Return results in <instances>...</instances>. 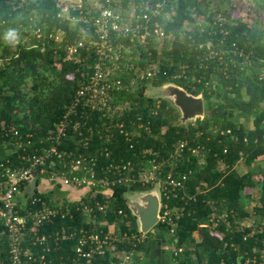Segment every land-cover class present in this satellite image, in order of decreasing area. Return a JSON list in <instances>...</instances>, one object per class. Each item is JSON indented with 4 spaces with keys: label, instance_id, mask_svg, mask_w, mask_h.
<instances>
[{
    "label": "trees",
    "instance_id": "obj_1",
    "mask_svg": "<svg viewBox=\"0 0 264 264\" xmlns=\"http://www.w3.org/2000/svg\"><path fill=\"white\" fill-rule=\"evenodd\" d=\"M158 1L161 0H119V3L126 9L136 4L137 11L144 12ZM163 1L162 11L153 22L159 21L161 28L172 38L149 37L146 48L138 42L134 43L135 53L141 55L139 63L155 62L158 73L149 83L137 82L135 71L122 73L123 82L131 86L120 93L118 99L129 100L133 105L138 103L130 114L132 117L138 114L147 117L149 108L160 102L158 114L152 115V132L139 140L137 150L152 148L163 157H168L178 140L188 139L189 146L180 158L175 173L191 172L188 181L190 193L195 192L201 182L207 183L208 187L203 194H198L195 201L190 200L187 204L176 201L184 210L175 234L171 235L167 226L162 224L146 234H165L171 237L170 241L175 246L178 242L184 245L183 253L175 256L179 264H263L264 226L260 223L264 219V81L260 80L259 71L264 59V0ZM214 6L216 9L210 11ZM59 12L57 0H0V133L11 131V127L15 126L24 136L33 133L34 139L41 138L63 115L83 78L82 72L86 69L83 62L67 57L63 50L55 54L52 43L38 40L34 34L33 28L39 26L44 31L63 29L70 40L81 38L83 22L72 23L71 19L58 17ZM243 15L248 16L249 21L243 22ZM200 16L203 21H200ZM9 27L17 28L21 34V43L15 48L6 46L2 38V33ZM118 41L132 44L126 38ZM234 43L247 52L246 56L235 54ZM207 44L217 53L211 54ZM82 54H85L84 50ZM90 62L92 60L87 63ZM183 71L185 76L175 78ZM167 82L183 86L193 94H203L205 118L181 124L178 110L168 100L146 94L148 87L158 92ZM137 83L140 84L133 89ZM244 94L250 96V101L242 99ZM237 111L245 118L253 117L254 127L241 123L235 117L234 112ZM229 129L236 138L227 133ZM8 143L13 147L11 138ZM198 146H201L200 154L205 157L203 163L199 162L191 148ZM122 147L126 145L122 143ZM225 147L228 148L226 153ZM5 157L11 160V164L18 165L17 153L7 154L2 142L0 160ZM242 160L249 167L245 174L237 168ZM221 161L227 165L225 170L220 167ZM134 187L135 190H143L139 185ZM61 189L68 195L69 192ZM256 189L260 192L259 203L251 207ZM81 191L85 195L82 194L78 202L68 196L61 197L64 205L69 202L75 207L103 201L106 197L103 189L97 195L90 189ZM112 191L110 211L106 214L96 212L98 220L116 221V211L123 209L132 231L140 233L136 217L127 205L129 189L117 186ZM41 195L48 200L54 197L51 193ZM212 206L230 212V228L224 222L220 226L224 235L200 226L209 221ZM252 211L255 217L258 216L257 224L255 221L243 231L237 230L238 223L253 216ZM74 213V219L59 218L39 230L54 232L68 225L75 230L89 228L88 219L75 209ZM32 228L36 229L31 221L27 231ZM254 228L256 231L252 233ZM122 230H130L127 222L122 224ZM2 231L0 222V246L7 260L8 244ZM194 233L200 234V242L196 241ZM31 236H27L23 246L39 257L31 263L23 257L26 264H78L75 260L77 238L53 244L51 251L41 260L42 247L33 246ZM145 244L146 237L138 244L135 257ZM191 246L192 250L189 249ZM117 247L128 248L130 245ZM103 263V260L96 261V264Z\"/></svg>",
    "mask_w": 264,
    "mask_h": 264
},
{
    "label": "built area",
    "instance_id": "obj_2",
    "mask_svg": "<svg viewBox=\"0 0 264 264\" xmlns=\"http://www.w3.org/2000/svg\"><path fill=\"white\" fill-rule=\"evenodd\" d=\"M164 2L158 1L151 9L138 12L136 4L126 9L119 0H57L60 7L58 17L71 19L72 23L83 22L82 37L70 40L63 29L44 31L39 26L33 28L38 40L53 44L55 54L63 50L67 57H75L83 62L86 69L65 112L44 136L37 140L33 133L24 136L15 126L11 127V131L0 133V138H3L0 143L3 142L6 153H17L18 162V165L11 164V160L6 157L0 160V222L8 244L7 260L0 246V264L37 261L39 256L26 251L23 246L29 235H32L30 243L33 246L42 247L41 260L45 259L53 244L77 238L75 260L78 264H96L98 259L103 260V264H131L136 248L144 242L146 233L132 231L133 227L126 220L127 213L123 209L116 211L117 220L113 222L98 220L95 215L96 212L106 214L110 211L112 190L122 186L128 188L130 194L137 191L136 185L143 190L157 186L162 201L157 225L167 226L172 235L184 210L176 201L185 204L190 200L195 201L198 194H203L208 187L207 183L201 182L195 192L190 193L188 181L191 172L175 173L180 158L189 146L188 139L178 140L168 157H163L152 148L137 150L139 140L152 132V115L158 114L160 102L154 108H149L147 117L143 114L132 117L130 114L138 103L133 105L129 100L118 99L120 93L131 86L123 82L122 73L135 71L136 80L140 83H149L158 73L155 62L139 63L141 55L135 53L134 43L138 42L146 48L149 37L172 38L161 28L159 21L153 22L160 15ZM121 38L128 39L132 44L119 42ZM233 46L235 54L246 56L247 52L238 44L234 43ZM207 48L211 54L217 53L210 44H207ZM82 50L85 51L84 55ZM88 60L92 62L87 63ZM184 73L176 74L175 78L183 77ZM259 78L264 81V59L261 61ZM139 84H134L132 88L136 89ZM150 91L151 87H148L146 94H150ZM227 133L236 138L230 129ZM9 138L13 147L8 143ZM122 143L126 145L125 148ZM67 144L70 147H66ZM191 148L199 162H205V157L200 154L201 146ZM227 151L225 147L224 152ZM220 164L223 170L227 168L224 161ZM35 177L36 193L30 195L27 190ZM39 177L42 179L41 187L49 186V191L59 186L64 190L90 189L97 195L103 189L106 197L103 201L96 200L75 207L69 202L64 205L62 198H43V192H39ZM74 209L88 219L89 228L75 230L68 225L54 232L39 230L59 218L74 219ZM120 215L122 219H119ZM119 220L122 224L127 222L130 230L123 231ZM248 220L246 228L254 225ZM31 221L36 229L32 228L29 232L27 228ZM223 222L230 228V212L212 206L209 221L200 226L224 235V230L220 228ZM245 227L242 223L237 224V230L243 231ZM255 231L254 228L252 233ZM246 238L247 235L244 236ZM123 244H129L130 247H117ZM183 251L181 246L174 247L176 255Z\"/></svg>",
    "mask_w": 264,
    "mask_h": 264
},
{
    "label": "water",
    "instance_id": "obj_3",
    "mask_svg": "<svg viewBox=\"0 0 264 264\" xmlns=\"http://www.w3.org/2000/svg\"><path fill=\"white\" fill-rule=\"evenodd\" d=\"M161 96L167 99L179 112L181 124L194 122L206 116L203 94H193L183 86L167 82L162 86ZM37 189V177L29 185L28 194L34 195ZM161 193L157 186L151 190H137L127 195V205L136 217L138 229L142 233L151 231L160 220Z\"/></svg>",
    "mask_w": 264,
    "mask_h": 264
},
{
    "label": "crops",
    "instance_id": "obj_4",
    "mask_svg": "<svg viewBox=\"0 0 264 264\" xmlns=\"http://www.w3.org/2000/svg\"><path fill=\"white\" fill-rule=\"evenodd\" d=\"M243 163L245 164V162L243 160L238 163L237 168L240 170V172L242 170V168L240 169V167ZM220 167H221V164H220ZM248 171H249V169L245 170L241 173L245 174ZM72 193H73V191H72ZM255 195H256V190H255L254 195H253V200L251 201V207L258 205V203H259V197H255ZM257 199H258V201H257ZM251 215H253V216L249 217V218H245L244 220H242L240 222V223H242L243 227L247 226L246 222L249 221L248 219L253 220V217H255L253 211H252ZM255 220H256V224H257L258 217H255L254 221ZM263 220L261 221L260 224L263 223ZM170 238H171L170 236H166L165 234H163V235L162 234H158V235L155 234L153 236H148L146 234V244L143 247V249L140 252H138V255L136 257H134V260L131 264H179L178 263L179 261H177L178 259L175 256H178V255L182 254L183 252H181L177 255L175 254V252H174L175 243L173 242V244H172V242L170 241ZM194 238L196 239L197 242H200V240H201V236L199 233H194ZM178 246L183 247L185 250V246L180 244V242H178ZM189 249L192 250L193 246L189 247Z\"/></svg>",
    "mask_w": 264,
    "mask_h": 264
},
{
    "label": "rangeland",
    "instance_id": "obj_5",
    "mask_svg": "<svg viewBox=\"0 0 264 264\" xmlns=\"http://www.w3.org/2000/svg\"><path fill=\"white\" fill-rule=\"evenodd\" d=\"M216 9V7L214 6L213 8H211V10L210 11H214ZM202 16H200L199 18H201ZM203 21V18H201L200 19V21ZM241 20L243 21V22H247V21H249V17L248 16H242V18H241ZM264 26V25H263ZM161 93H162V88H160V89H158V92L157 91H154V90H152V91H150V94H152V95H154V96H158V98L160 97V99L161 98H164V97H162L161 96ZM245 95V94H244ZM249 95H245V96H243V100L244 101H250V96L248 97ZM165 99V98H164ZM167 100V99H166ZM170 103V102H169ZM172 105V104H171ZM172 107H174L173 105H172ZM175 108V107H174ZM233 108V107H232ZM233 109H235V108H233ZM234 114H235V117H237V119L241 122V123H243V124H245L246 126H248V127H250V128H253L254 127V122H253V117H250V118H245L244 116H241V114H243V113H240V112H234ZM247 166L243 163L242 165H241V167H240V169L242 168V170H241V172H243V171H245V170H248L247 168H246ZM41 181H42V179H41V177H39V185H40V187H39V192H43V194H47L48 193V195H49V193H51V195H53V196H56V197H59V198H61V197H63V196H68L67 195V193L65 192V191H63L62 189H61V187H59V186H56V187H54L51 191H49L48 190V188H50L49 186H43V187H41ZM43 189V190H42ZM66 189V191L67 192H69V194H70V196H69V198L70 199H72V200H76V201H78V200H80L83 196H82V194H83V191H81V190H74V189H70V188H65ZM72 191H73V193H72ZM142 191H145V190H142ZM258 193V194H257ZM128 195H129V193H128ZM257 195V196H256ZM256 195H255V197H259L260 196V192H259V190L258 189H256ZM253 200V199H252ZM257 201H258V199H257ZM254 215H255V213H254ZM257 216V215H256ZM258 217V216H257ZM121 219V218H120ZM121 220H119V225L120 224H122L121 222H120ZM256 221V220H255ZM254 219L253 220H250V222L251 223H253L254 224ZM148 236H150V235H148Z\"/></svg>",
    "mask_w": 264,
    "mask_h": 264
},
{
    "label": "clouds",
    "instance_id": "obj_6",
    "mask_svg": "<svg viewBox=\"0 0 264 264\" xmlns=\"http://www.w3.org/2000/svg\"><path fill=\"white\" fill-rule=\"evenodd\" d=\"M2 38L6 46L15 48L21 43V34L17 28L9 27L2 33Z\"/></svg>",
    "mask_w": 264,
    "mask_h": 264
}]
</instances>
